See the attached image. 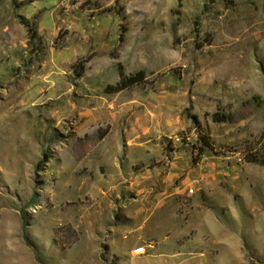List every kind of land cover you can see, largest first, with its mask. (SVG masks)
Masks as SVG:
<instances>
[{"label":"rangeland","instance_id":"obj_1","mask_svg":"<svg viewBox=\"0 0 264 264\" xmlns=\"http://www.w3.org/2000/svg\"><path fill=\"white\" fill-rule=\"evenodd\" d=\"M0 264H264V0H0Z\"/></svg>","mask_w":264,"mask_h":264},{"label":"trees","instance_id":"obj_2","mask_svg":"<svg viewBox=\"0 0 264 264\" xmlns=\"http://www.w3.org/2000/svg\"><path fill=\"white\" fill-rule=\"evenodd\" d=\"M143 77H144L143 74L140 73L133 78H129V79L122 78L118 85H116L115 87H110L108 91L112 93L120 92L121 90H124L126 87L130 86L131 84L140 83L143 80Z\"/></svg>","mask_w":264,"mask_h":264}]
</instances>
